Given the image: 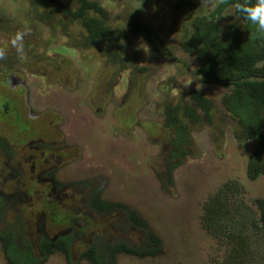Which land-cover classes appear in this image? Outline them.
<instances>
[{"label":"flooded vegetation","instance_id":"flooded-vegetation-1","mask_svg":"<svg viewBox=\"0 0 264 264\" xmlns=\"http://www.w3.org/2000/svg\"><path fill=\"white\" fill-rule=\"evenodd\" d=\"M74 1V8L68 4L63 15H53L50 12L57 5L48 0H35L31 4L17 0L14 9L20 15L16 19H0V49L5 50V55L0 57L1 264H114L118 255L139 259L152 257L156 255L153 242L156 238L146 232L145 222H141L136 211L127 207L122 199L129 197L123 185L127 168L131 189L139 184L138 176L143 179L146 175L158 174L163 190L172 192L173 172L195 151L191 134L206 128L211 145L216 144L213 150L218 154L229 126L227 120L231 121L233 139L240 147L256 141V149L248 155L246 171L248 161L253 162L252 155H258L264 147L258 133L240 119L241 114L252 113L251 107H258L260 114L264 108L254 102L248 107L234 101L237 91L243 92V89H247L248 97L252 98L259 91L258 85L241 84L246 86L244 88L224 84L213 76L217 74L216 70L225 69L227 71H222L225 74L237 67H250L260 75L264 52L258 58L256 56L257 62L254 59L251 63L233 65L236 58L232 63L209 61L211 55H218L229 47H234L235 53L242 57L246 52H256L251 46L256 39L249 35L255 25L229 0H148L144 3L130 0L139 8L146 5L153 8L159 23L152 18L140 17L133 7L123 22L112 21L96 1ZM6 2L9 4V0ZM88 3L94 4L106 18L91 9ZM167 23L170 30L177 33V45L174 41L169 42L158 29L163 27L161 30L164 31ZM42 25L48 28L52 37L58 33V43L61 39L66 40L65 44L57 43L54 47L57 51L52 60L39 57L42 55L38 52L45 50L52 38L43 41L38 29ZM211 25L218 29L213 38ZM92 28L96 31L90 32ZM136 28L145 31L142 36L135 35L133 29ZM249 28L252 29L248 33ZM101 30L106 32L103 38L98 37ZM17 32H22L24 38L13 46L11 40ZM109 38L116 43L109 45ZM245 46L247 50L242 51ZM145 47L149 49L146 52ZM177 48L197 64L194 70L187 69L185 64H177L178 79L184 75L185 82L193 79L201 85L220 89V107L206 96L207 92L195 88L179 94L177 80L171 72L167 69L158 72L160 63L170 64L171 60L179 58ZM85 76L95 77L87 92L83 87ZM33 77L40 78L50 88L39 100L40 104L33 103L35 96L31 94L30 81ZM103 80L104 90L102 87L96 94L94 85ZM144 80L145 88L142 89ZM113 81L122 82V96L121 102L113 108L117 125L112 134L122 137L129 134L130 137L133 129L138 128L146 136V142L155 148L145 155L146 158L142 154L126 152L131 161L125 163L118 176L109 169L110 172L101 171L100 164L96 169L89 165L93 159H99L90 157L91 144L105 137L107 131L104 128L96 131L91 116L84 112L85 116L80 119L83 125L72 127L70 135L74 120L67 118L72 112L69 107L76 106V101L78 107H86L95 116H100V102L95 108L91 98L103 97L104 102L107 101L105 107L109 105L115 91ZM241 81L262 82L264 79L251 77ZM157 93L161 95L162 104L156 99ZM67 94L74 96L71 102ZM167 96L172 100H167ZM241 100L244 101V95ZM203 101L207 107L202 105ZM229 101L234 103L231 109H228ZM143 109L161 119L141 122L137 113ZM207 109L209 113L205 115ZM68 123L69 133L67 128L63 129ZM252 135L255 138H251ZM255 161L256 169L264 172V153H260ZM253 172L254 176L250 177L247 171L251 180L259 177L255 170ZM111 179L119 198L105 192ZM259 201L255 199L256 203ZM109 233L116 236L115 240H109ZM125 248L130 252L124 251Z\"/></svg>","mask_w":264,"mask_h":264},{"label":"rangeland","instance_id":"rangeland-1","mask_svg":"<svg viewBox=\"0 0 264 264\" xmlns=\"http://www.w3.org/2000/svg\"><path fill=\"white\" fill-rule=\"evenodd\" d=\"M0 0V19H16L20 12L15 10L17 0ZM26 4H31L35 0H23ZM57 8L51 11L53 15H63L64 9H68V4L74 8V0H48ZM96 1L97 4L104 9L106 15L112 21L120 22L126 19L131 12V9L138 10L140 17H145L147 19H153V21H158V16L156 11L149 7V5L140 6L137 4L132 5L130 0H89ZM172 0H169V2ZM151 4V3H149ZM142 9V11L140 10ZM118 16L116 18L115 16ZM170 18V15L168 16ZM164 20V17H162ZM48 23H50L48 21ZM170 24H165L164 31L161 29L163 27H158L159 31L167 38L169 42L174 41L178 44V37L175 31L170 30ZM43 41L50 39L53 35H50L48 28L42 25L38 28ZM157 29V30H158ZM59 37L58 33L51 38L45 50L39 51L42 59H54ZM66 40L59 41L58 44H65ZM54 49V50H53ZM178 59L171 60L170 64L160 63L158 72L162 69H167L168 72L175 77L177 80V88L180 93H188L190 89H198L207 92L206 96L210 98L214 103L220 107L219 98H221L220 89L214 86H204L192 79L190 82H185L187 78L183 75L181 79H178V65L185 64L187 69L194 70L196 68V62L194 59L181 54L180 49L177 48ZM66 54V53H65ZM143 52L141 51L139 56L141 57ZM27 65H31L27 63ZM35 71V70H34ZM164 71V70H162ZM30 76L31 73L27 72ZM94 76L87 78L85 76L86 84L83 85L85 92H87L92 86L94 81ZM147 80V79H146ZM141 85V88H145V82ZM31 94L35 96V101L33 103H39L43 96L48 93L50 88L45 84L40 78H31ZM114 82V81H113ZM105 81H98L94 87L98 94L104 90ZM122 82H114V93L112 94V101L110 104L106 105L107 101L103 97L93 96L91 99L95 103V108L98 106L97 102H100L101 115L95 116L93 111H89L86 107H78L76 101V106L71 105L69 110L72 111L67 114L68 121H73L72 127L82 124L80 119L81 116H85L86 112L92 118V124L96 131L102 130L103 128L107 131V135L103 137L100 141H94L91 144L90 157H99V159H93V163L90 167L95 169L102 166L101 171H106L107 169L113 171V175H120L121 169H124L125 163L131 161L130 155L127 153H136L145 155L150 154L155 151L153 145H149L146 142V136L140 133L138 128L133 129V133L124 134V136H115L112 134V130L117 125L113 119V108L121 102L122 92L121 90ZM156 99L160 104H162L161 95L159 93ZM143 96V95H141ZM66 97H70L69 102H71L74 96L67 94ZM73 97V98H72ZM145 98V93H144ZM167 100L171 101V96H167ZM182 100V99H181ZM220 110L222 112L223 108ZM65 112V111H64ZM137 119L141 122L149 123L152 121H159L161 118L157 119L150 113H146L145 109L141 113H137ZM225 130L224 144L221 149L218 150V154L213 150L216 145H211L209 140V134L206 128H203L197 132L191 134V139L195 145V151L193 155L186 157L185 162L180 165L173 172V187L172 192L168 190H163L158 178L155 174L151 177L146 175L143 179L138 176V185L136 188L131 189V181L129 178L128 168L126 169L127 174L125 175V180L123 185L126 186L125 192L129 197L122 198L123 202L127 207L136 211L141 222H145L146 232L150 233L155 237L160 244L158 249L159 253L152 257H142L139 259L130 255H118L114 264H219L223 261L225 254L229 251L230 243L224 242L223 239L214 240L208 234H206L204 228L201 225V215H202V205L207 198H213L216 195L223 196L225 201V207L227 211L231 212L226 215L227 219H231L233 214V208L235 204L240 201L248 208L245 213L248 215L247 218L259 217L260 212L256 205L252 204L256 200H264V175H259L255 180H251L247 177L246 163L248 155L251 151L256 149V141L250 142L244 147H240L233 139L232 131L230 129L231 121L227 120ZM231 124V125H230ZM154 130L155 126H150ZM69 133L70 123L65 124L63 129H66ZM158 131H160V125L158 126ZM127 137H129L127 139ZM217 143V141H213ZM137 150H136V149ZM220 148V147H219ZM199 151V152H198ZM127 152V153H126ZM159 155V154H158ZM149 157V156H147ZM136 159V158H135ZM136 165L138 166V160H136ZM163 165V164H162ZM132 167V162L130 169ZM164 167V166H163ZM160 168V166H159ZM108 171V170H107ZM110 172V171H108ZM160 174V173H159ZM112 178V176H110ZM129 189V190H128ZM105 192L109 193L111 197L119 198L118 190L115 189V183L110 180L109 185L105 188ZM237 195V199L234 203L235 198L232 194ZM121 194V193H120ZM121 198V197H120ZM253 200V201H252ZM251 207V209H250ZM255 213V216L253 215ZM229 221V220H228ZM230 222V221H229ZM261 232L264 234V226L261 228ZM113 233H109V240H115L116 236ZM143 237V235H142ZM96 241L97 238H94ZM253 246V243H250ZM1 259V256H0ZM251 264L253 256H249ZM1 264V262H0Z\"/></svg>","mask_w":264,"mask_h":264},{"label":"trees","instance_id":"trees-1","mask_svg":"<svg viewBox=\"0 0 264 264\" xmlns=\"http://www.w3.org/2000/svg\"><path fill=\"white\" fill-rule=\"evenodd\" d=\"M140 1H148V0H140ZM231 4L237 5H245L249 6L248 3H256V0H229ZM89 7L93 9L96 13L101 14L104 19L106 18L104 13L100 9H98L94 4L88 3ZM87 6V7H88ZM239 13L245 18L244 10L238 9L235 7ZM221 9V8H220ZM216 13H219V10H217ZM209 28L212 29V38L215 37L217 32V27L215 25L209 26ZM105 29V28H104ZM142 28H136L133 29L135 32V35H138L139 37L142 36V33L145 31L141 30ZM252 28L248 29V33L251 31ZM106 30V29H105ZM105 30H101L99 33L100 35L98 37L103 38L105 36L106 32ZM210 30V29H209ZM96 31L95 28H92V31ZM253 39L251 46L253 48H256V52L253 54V52H246L244 53V57L241 55H238L235 53L234 47H229L226 51V48L222 49V52L220 54H214L211 55V58H209L210 62H216V61H222V62H228L232 63L235 58V62L233 65H236L238 63H251L253 62L257 56V58L260 56L262 52H264V32H260L257 30V28H253L252 32L249 34ZM111 41L109 45H113L116 43V41H113L111 38H109ZM213 42V41H211ZM247 46L243 48L242 51H246ZM259 59H255L254 62H257ZM215 70V69H214ZM222 71L227 70H221L219 72L216 70L217 74H213V76L219 80L220 82L224 84H235L240 85V87H243L244 85L241 84H257L258 90L256 91L254 96L252 98L248 97L247 93L249 91L247 89H243V92L237 91L236 96L234 97V101L238 104L248 106L251 102H254V104L260 106L261 109L264 108V81L262 82H245L241 81V79H249L251 77H254L256 79H264V67L259 71L261 74H257V72H254L250 69V67H242V68H234L228 70L229 73H222ZM246 86H244L245 88ZM244 93V94H243ZM244 95V101L241 100V96ZM247 104V105H245ZM202 105L207 107L206 101L202 102ZM234 106L233 102H228V109H231ZM258 107H251L252 113H250L248 116H245L244 114L240 115L241 122L245 124H249L251 128L258 133V137L260 140V143L264 144V112L260 114V110H257ZM205 115L209 113V109H207L205 112ZM172 116H176L173 114ZM251 138H255V135H252ZM260 153H264V147L259 151L258 155ZM258 155L255 153L252 155V161H248V175L250 177L254 176V170L256 171L257 175H264V172L259 171L256 169L255 166V159L258 157ZM246 171V172H247ZM232 196L235 198L234 203L237 199V195L231 193ZM254 205H256L259 209L260 216L255 218L250 215V219L247 218L248 215L245 213L250 212L248 211V208L244 205L242 201L235 204L233 208V214L231 219H227L226 215L228 212L225 207V201L223 200V196L216 195L213 198H210L206 203H203L202 205V215H201V223L204 226V230L206 234H208L212 239H223L224 242L231 243L229 246V251L225 254V257L222 262L219 264H251L248 257L251 255L253 256L252 262L254 264H264V234L261 232L262 226H264V200H260L258 203L255 201L253 202ZM251 209V207H250ZM253 215L255 216V213L253 212ZM230 222H229V221ZM156 246V255L159 253L158 249L160 247L159 241L155 239L153 241ZM253 243V246L250 245V243ZM124 251L130 252L128 248H125ZM123 252V251H120ZM215 264V263H214Z\"/></svg>","mask_w":264,"mask_h":264},{"label":"clouds","instance_id":"clouds-1","mask_svg":"<svg viewBox=\"0 0 264 264\" xmlns=\"http://www.w3.org/2000/svg\"><path fill=\"white\" fill-rule=\"evenodd\" d=\"M238 9H243L245 16L249 19L257 28L258 31L264 32V0H256L255 4L245 6L237 4L235 5ZM24 34L22 32H17L11 40V44L16 46L18 42H22ZM148 51V47L143 48ZM5 55V50L0 49V57Z\"/></svg>","mask_w":264,"mask_h":264}]
</instances>
